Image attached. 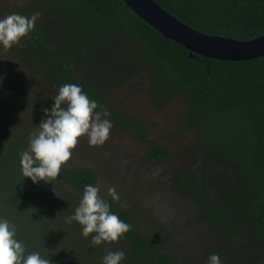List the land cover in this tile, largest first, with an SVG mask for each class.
<instances>
[{
  "label": "trees",
  "instance_id": "1",
  "mask_svg": "<svg viewBox=\"0 0 264 264\" xmlns=\"http://www.w3.org/2000/svg\"><path fill=\"white\" fill-rule=\"evenodd\" d=\"M154 1L204 33L241 40L264 34V0ZM41 5L45 10L40 21H36L35 29L24 39L35 67L47 75L51 86L58 89L64 83L82 85L90 98L108 109L113 122L138 141L146 142V130L132 117L109 107L108 93L89 78L88 72L82 71L99 50L115 40L131 39V54L147 64L152 84L170 96L183 97L186 121L197 125L205 144L230 169L216 185L227 206L207 200L202 195V186L183 173L178 177L181 189L198 201L204 216L219 230L220 239L233 238L236 227H242L244 237L254 243L252 255L264 254V58L229 61L196 53L190 56L188 49L165 38L123 0H41ZM75 63L79 65L76 67ZM1 131L0 127V217L16 225L17 239L23 242L26 253L39 252L50 258L51 264H60L43 244L41 214L47 209L54 212L57 232L67 233L70 244L94 235L85 237L78 222L66 223L59 217L74 214L84 185H96V175L85 166H68L65 162L53 180L72 186L76 195L63 193L73 201L53 205L50 201H16L15 195L24 188L35 187L21 173L20 154L27 150L21 139L26 135L9 137ZM29 140L24 144L29 146ZM169 157L166 147L148 143L146 160L156 163ZM104 198L110 203V210L131 228L117 241L101 243L103 248L122 250L125 253L122 264L176 263L153 236L140 230L134 213L123 207L119 199ZM61 206L65 211L59 215Z\"/></svg>",
  "mask_w": 264,
  "mask_h": 264
},
{
  "label": "rangeland",
  "instance_id": "2",
  "mask_svg": "<svg viewBox=\"0 0 264 264\" xmlns=\"http://www.w3.org/2000/svg\"><path fill=\"white\" fill-rule=\"evenodd\" d=\"M22 10L31 16L45 9L41 0H0V17ZM115 41L99 50L82 71L105 89L109 107L132 117L146 130L148 140L138 141L108 116L113 124L108 140L91 146L86 136L81 137L66 165L94 171L103 197L110 196L108 189L114 188L122 206L134 213L140 230L153 236L175 258V264H208L211 253H218L222 264H264L263 253L252 255L254 243L244 237L242 227H236L233 238L220 239L219 230L204 216L198 201L181 189L178 177L183 173L202 186L207 200L227 206L216 185L230 169L205 144L197 125L186 121L183 97L170 96L152 84L147 64L131 54L132 40ZM35 66L24 37L11 48L0 45L1 132L9 137L25 134L21 139L25 148L24 141L39 130L42 108L52 105L58 91ZM149 142L166 147L170 157L156 163L146 160ZM52 182L24 188L15 195L16 201H50L51 205L73 201L65 196L77 194L72 186ZM64 211L61 206L57 214ZM41 216L43 244L60 264H103L108 251L101 244H92L91 237L70 244L67 233L57 232L52 210H44ZM59 218L66 221L62 215Z\"/></svg>",
  "mask_w": 264,
  "mask_h": 264
},
{
  "label": "clouds",
  "instance_id": "3",
  "mask_svg": "<svg viewBox=\"0 0 264 264\" xmlns=\"http://www.w3.org/2000/svg\"><path fill=\"white\" fill-rule=\"evenodd\" d=\"M41 16L37 10L31 16L18 12L0 17V45L5 49L19 44L36 27ZM2 81V80H0ZM50 107H43L39 130L31 134L29 146L20 154V167L23 177L32 183H48L57 178L62 165L73 155V150L81 137H87L91 146L103 145L113 127L106 107L98 105L94 98L77 83H64L59 86ZM98 107L100 110H97ZM108 193L112 200L119 194L114 188ZM111 205L100 193L97 185H84L82 197L74 214L66 218V223L78 222L82 234L91 242L100 245L115 242L127 233L131 225L110 210ZM125 253L122 250L108 251L102 258L103 264H121ZM0 264H51L50 258L39 252L26 253L23 242L17 239L16 225L5 217H0ZM208 264H222L218 253H211Z\"/></svg>",
  "mask_w": 264,
  "mask_h": 264
},
{
  "label": "water",
  "instance_id": "4",
  "mask_svg": "<svg viewBox=\"0 0 264 264\" xmlns=\"http://www.w3.org/2000/svg\"><path fill=\"white\" fill-rule=\"evenodd\" d=\"M138 17L159 31L165 38L184 46L189 55L245 61L264 58V34L241 40L198 31L183 23L154 0H123Z\"/></svg>",
  "mask_w": 264,
  "mask_h": 264
}]
</instances>
